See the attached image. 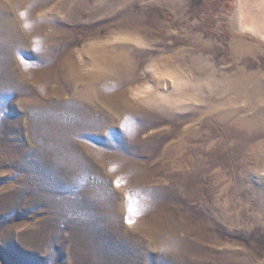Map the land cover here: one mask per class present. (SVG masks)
Segmentation results:
<instances>
[{
  "label": "rangeland",
  "instance_id": "obj_1",
  "mask_svg": "<svg viewBox=\"0 0 264 264\" xmlns=\"http://www.w3.org/2000/svg\"><path fill=\"white\" fill-rule=\"evenodd\" d=\"M238 3L0 0V264H264Z\"/></svg>",
  "mask_w": 264,
  "mask_h": 264
},
{
  "label": "bare ground",
  "instance_id": "obj_2",
  "mask_svg": "<svg viewBox=\"0 0 264 264\" xmlns=\"http://www.w3.org/2000/svg\"><path fill=\"white\" fill-rule=\"evenodd\" d=\"M235 14L236 30L250 29L264 41V0H239Z\"/></svg>",
  "mask_w": 264,
  "mask_h": 264
},
{
  "label": "snow or ice",
  "instance_id": "obj_3",
  "mask_svg": "<svg viewBox=\"0 0 264 264\" xmlns=\"http://www.w3.org/2000/svg\"><path fill=\"white\" fill-rule=\"evenodd\" d=\"M129 223H131V221H129Z\"/></svg>",
  "mask_w": 264,
  "mask_h": 264
}]
</instances>
